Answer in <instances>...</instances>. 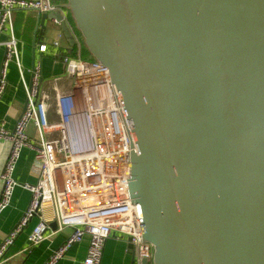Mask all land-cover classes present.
Returning a JSON list of instances; mask_svg holds the SVG:
<instances>
[{
    "label": "water",
    "instance_id": "1",
    "mask_svg": "<svg viewBox=\"0 0 264 264\" xmlns=\"http://www.w3.org/2000/svg\"><path fill=\"white\" fill-rule=\"evenodd\" d=\"M63 7L122 103L151 264H264V0ZM52 18L73 45L58 13L38 14L35 32Z\"/></svg>",
    "mask_w": 264,
    "mask_h": 264
},
{
    "label": "built area",
    "instance_id": "2",
    "mask_svg": "<svg viewBox=\"0 0 264 264\" xmlns=\"http://www.w3.org/2000/svg\"><path fill=\"white\" fill-rule=\"evenodd\" d=\"M63 6L54 0H0V49L6 52L0 75V100L7 89L9 63L16 61L22 69L18 40L13 34L14 11L60 14L76 50L75 55L61 53L65 35L58 19L52 18L51 23L59 33L52 42L40 44L38 51L42 56L56 53L72 88L62 93L61 78H54L51 99L42 83L40 65H36L27 88V107L15 128L10 131L0 124V141L11 142L0 174V218L19 186L14 173L22 150L31 148L40 164L38 182L26 186L32 195L30 205L20 223L0 244V264L21 230L33 219L38 223L28 237L31 247L43 242L51 224L58 231L73 230L43 264H57L85 236L89 237V248L80 264H101L105 243L115 235L134 246V264L144 259L151 264L153 246L143 240L140 216L127 192L130 154L136 149L132 147L133 138L122 103L111 83L109 69L95 60L82 58V37ZM7 32L10 35L3 40ZM31 126L36 130V140L32 141L28 135Z\"/></svg>",
    "mask_w": 264,
    "mask_h": 264
},
{
    "label": "crops",
    "instance_id": "3",
    "mask_svg": "<svg viewBox=\"0 0 264 264\" xmlns=\"http://www.w3.org/2000/svg\"><path fill=\"white\" fill-rule=\"evenodd\" d=\"M12 16L13 34L18 40V51L20 52L22 69L18 67L16 61L9 63L6 69L7 89L0 100V124L3 123L10 131L15 128L17 120L25 110L27 88L32 80V44L35 38L37 41L36 65H40L42 83L47 91H49L51 99L53 98V86L51 83L54 78H61L59 89L62 93H68L72 88V81L66 76V70L59 57L55 56L56 53L53 51V54L42 56L38 51L40 44L50 43L55 39L59 33L58 28L51 23V20H47L45 28L39 26L36 33L38 13L35 11L16 10L12 13ZM5 34L3 40H7L10 35L8 32ZM71 49L75 50L74 44L70 46L65 36L62 42L61 53L70 55ZM5 53L3 48L0 49V75ZM28 135L31 141L32 139L36 140L34 126L29 128ZM10 148V141L5 139L0 141V174L7 161ZM39 169L40 164L35 159L34 151L29 147H25L22 150L20 161L14 173L19 186L15 189L10 206L3 212L0 218V244L15 229L20 223L21 218L25 215L32 198L26 186H33L38 182ZM1 187L2 182L0 179V193ZM37 223V219H33L21 230L14 243L8 248L9 250L3 264H43L51 255L58 251L73 232L69 228L58 231L56 230V225L51 224V231L46 233L43 242L37 247H31L28 237ZM88 244L89 237H83L80 242L71 247L57 264H80L87 255ZM104 247L101 264H133V250L129 249L128 243L119 235L112 236L107 240Z\"/></svg>",
    "mask_w": 264,
    "mask_h": 264
},
{
    "label": "trees",
    "instance_id": "4",
    "mask_svg": "<svg viewBox=\"0 0 264 264\" xmlns=\"http://www.w3.org/2000/svg\"><path fill=\"white\" fill-rule=\"evenodd\" d=\"M54 2L56 4H65L66 0H54ZM72 21H73V19H72ZM73 24H74V21H73ZM78 35L81 37L79 32H78ZM81 50H82V58L83 59H85V60H93L94 61V59L90 56L88 51L85 49L84 45H82ZM75 53H76V51L71 49L70 55H73V54L75 55Z\"/></svg>",
    "mask_w": 264,
    "mask_h": 264
}]
</instances>
